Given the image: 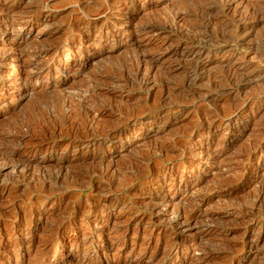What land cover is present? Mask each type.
<instances>
[{"label": "rangeland", "instance_id": "1", "mask_svg": "<svg viewBox=\"0 0 264 264\" xmlns=\"http://www.w3.org/2000/svg\"><path fill=\"white\" fill-rule=\"evenodd\" d=\"M0 264H264V0H0Z\"/></svg>", "mask_w": 264, "mask_h": 264}, {"label": "bare ground", "instance_id": "2", "mask_svg": "<svg viewBox=\"0 0 264 264\" xmlns=\"http://www.w3.org/2000/svg\"><path fill=\"white\" fill-rule=\"evenodd\" d=\"M203 10H205V9H203ZM195 11H196V10H195ZM203 12H204V11H203ZM157 23H158V22H157ZM163 23H164V22H163ZM159 24L161 25V23H159ZM155 25H156V24H155ZM203 30H204V29H203ZM211 45H212V44H211ZM127 85H128V83H127ZM43 95H44V94H43ZM89 96H90V95H89ZM47 98H48V97H47ZM42 99L44 100L45 98H42ZM44 101H46V99H45ZM37 102H38V99H37ZM39 102H40V100H39ZM47 102H48V101H47ZM64 103H65V102H64ZM35 104H36V103H35ZM37 104H38V103H37ZM37 104H36V105H37ZM43 104H44V103H43ZM93 104H94V103H93ZM36 105H34V106H36ZM39 105H40V104H38V107H37V108H39ZM87 105H88V104H87ZM41 107H43V106H41ZM37 108H36V110H37ZM43 109H44V107H43ZM30 110H31V109H30ZM41 111H43V110H41ZM44 111H45V110H44ZM44 111H43V112H44ZM31 112H32V111H31ZM46 112H47V111H46ZM37 113H39V112L37 111ZM44 113H45V112H44ZM49 113H50V112L48 111V113H46V115L49 114ZM53 113H54V112H53ZM83 113H84V112H83ZM42 114H43V113H42ZM42 114H41V115H42ZM32 115H33V113H32ZM43 115H44V114H43ZM43 115H42V116H43ZM46 115H45V116H46ZM49 115H50V114H49ZM49 115H48V116H49ZM53 115H54V114H52V118H53ZM45 116H43V117H45ZM61 116H62V115H61ZM33 117H36V115H35V116L33 115L32 118H33ZM43 117H40V119H42ZM50 117H51V115H50ZM58 117H59V115H58ZM46 118H47V116H46ZM48 118H49V117H48ZM48 118H47V119H48ZM56 118H57V116H56ZM30 119H31V118H30ZM33 119H34V118H33ZM33 119H32V121H33ZM40 119H39V120H40ZM47 119H46V120H47ZM49 119H50V118H49ZM53 119H54V118H53ZM63 119H64V118H63ZM58 120H59V119H58ZM61 120H62V118H61ZM77 120H78V119H77ZM34 121H35V119H34ZM34 121H33V122H34ZM43 121H45V120H43ZM50 121H52V119H51ZM56 121H57V120H56ZM56 121H55V122H56ZM63 121H64V120H63ZM63 121H60V122H63ZM39 122H40V121H39ZM58 123H59V122H58ZM30 124H31V123H30ZM36 124H37V123H36ZM43 124H44V123H43ZM48 124H49V123H48ZM39 125H40V124H39ZM39 125H38V126H39ZM46 125H47V124H46ZM56 125H57V123H56ZM83 125H84V123H83ZM43 126H44V125H43ZM44 127H45V126H44ZM53 127H54V126H53ZM39 128H40V126H39ZM41 128H42V126H41ZM41 128H40V129H41ZM47 128H48V125H47ZM74 128H75V127H74ZM84 128H85V127H84ZM42 129H43V128H42ZM50 129H51V128H50ZM46 130H47V129H45V131H46ZM81 130H82V129H81ZM43 132H44V131H43ZM80 134H81V133H80ZM90 136H91V135H90ZM57 174H58V173H57ZM52 176H53V175H52ZM55 176H56V175H55ZM57 176H58V175H57ZM49 177H50V176H49ZM49 177H47V178H49ZM54 180H55V179H54ZM183 212H184V211H183ZM187 212H188V211H187ZM187 212H186V213H187ZM179 215H180V214H179ZM184 216H185V214H184ZM186 216H187V215H186ZM186 219H187V218H186ZM182 221H183V220H182ZM186 221H187V220H186ZM59 225H60V224H59ZM228 247H229V246H228ZM163 260H164V259H163Z\"/></svg>", "mask_w": 264, "mask_h": 264}]
</instances>
